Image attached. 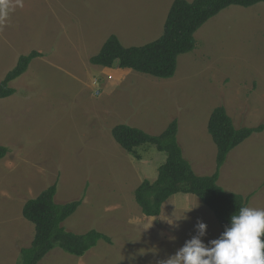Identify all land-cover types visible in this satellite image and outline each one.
<instances>
[{
	"label": "rangeland",
	"instance_id": "obj_1",
	"mask_svg": "<svg viewBox=\"0 0 264 264\" xmlns=\"http://www.w3.org/2000/svg\"><path fill=\"white\" fill-rule=\"evenodd\" d=\"M172 1L6 0L0 82L20 56H41L10 83L14 95L0 100V146L8 149L0 160V264L19 263L20 248L34 237L22 208L54 184L58 204L83 198L64 228L96 231L111 243L80 258L56 248L38 264H158L195 234L197 221L207 226L205 243L220 236L213 214L191 195L172 196L159 217H145L134 192L157 178L165 154L148 144L134 158L111 130L126 125L155 136L176 119L184 158L197 175L213 174V109L223 106L238 128L264 125V4L230 6L208 20L171 79L89 63L111 35L125 48L157 39ZM218 184L253 194L248 206L264 208V129L230 153Z\"/></svg>",
	"mask_w": 264,
	"mask_h": 264
},
{
	"label": "trees",
	"instance_id": "obj_2",
	"mask_svg": "<svg viewBox=\"0 0 264 264\" xmlns=\"http://www.w3.org/2000/svg\"><path fill=\"white\" fill-rule=\"evenodd\" d=\"M257 4H264V0H173L162 34L157 39L143 46L125 48L116 36L111 35L99 52L89 59V63L106 69L117 64L122 70L160 80L171 79L178 57L194 50V34L201 26L230 6L249 8ZM40 56L32 51L18 58L15 67L0 82V100L14 95L10 83L22 76L30 63ZM263 129V124L254 128H238L223 106L213 109L208 118L207 133L216 148V157L215 170L209 176L197 175L184 158L177 139L176 119L159 135L151 136L140 129L118 125L111 130V136L120 148L134 158H140L137 148L148 144L165 154V161L157 169V178L153 182L143 181L134 192L135 203L145 217H159L162 206L172 196L191 195L213 214L221 234L230 216L240 207L248 206L253 194L243 197L224 190L218 184L220 170L235 148ZM7 154L8 149L0 146V160ZM56 190L54 184L24 204L21 214L34 226V237L28 247L20 248L18 264H38L56 248L80 258L98 242L111 243L106 235L96 231L81 235L67 231L63 223L81 206L83 198L58 204L54 199Z\"/></svg>",
	"mask_w": 264,
	"mask_h": 264
},
{
	"label": "clouds",
	"instance_id": "obj_3",
	"mask_svg": "<svg viewBox=\"0 0 264 264\" xmlns=\"http://www.w3.org/2000/svg\"><path fill=\"white\" fill-rule=\"evenodd\" d=\"M6 0H0V20L7 16ZM197 206L190 208L192 211ZM187 220L186 216L176 221ZM179 228V223L168 221ZM207 226L195 224V234L167 259L158 264H264V208L242 206L234 212L216 239L204 242ZM175 240V236L170 237Z\"/></svg>",
	"mask_w": 264,
	"mask_h": 264
}]
</instances>
